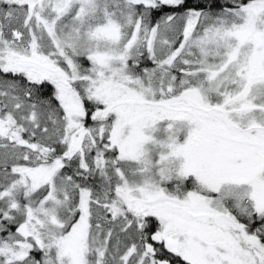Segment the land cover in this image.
<instances>
[{
    "label": "snow or ice",
    "instance_id": "obj_1",
    "mask_svg": "<svg viewBox=\"0 0 264 264\" xmlns=\"http://www.w3.org/2000/svg\"><path fill=\"white\" fill-rule=\"evenodd\" d=\"M0 264H264V0H0Z\"/></svg>",
    "mask_w": 264,
    "mask_h": 264
}]
</instances>
